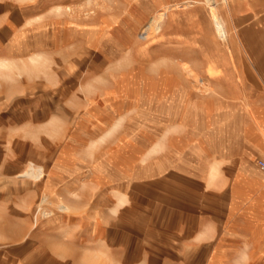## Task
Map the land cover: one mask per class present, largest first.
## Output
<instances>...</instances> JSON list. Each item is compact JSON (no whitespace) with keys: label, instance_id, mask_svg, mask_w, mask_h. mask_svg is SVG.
<instances>
[{"label":"rangeland","instance_id":"obj_1","mask_svg":"<svg viewBox=\"0 0 264 264\" xmlns=\"http://www.w3.org/2000/svg\"><path fill=\"white\" fill-rule=\"evenodd\" d=\"M52 1L60 4L55 15L70 7L65 16L87 20L92 46L38 54L45 58L38 70L29 59L32 68L3 70L10 77H0V264H261L264 250L195 244L196 218L216 211L198 205L205 192L187 184L186 206H175L179 200L160 180L132 183L147 144L117 135L91 147L123 117L111 127V119L86 118L127 109L125 100L108 96L140 82L152 64L146 54H161L163 44L185 56H248L257 71L264 66V0H192L172 8L146 38L164 8L191 0ZM215 10L227 39L215 28ZM172 36L179 40H165ZM31 170L36 178L26 176ZM115 178L124 180L126 194L118 209L107 197Z\"/></svg>","mask_w":264,"mask_h":264},{"label":"crops","instance_id":"obj_2","mask_svg":"<svg viewBox=\"0 0 264 264\" xmlns=\"http://www.w3.org/2000/svg\"><path fill=\"white\" fill-rule=\"evenodd\" d=\"M58 5L52 0H0V77H10L3 70L14 67L38 70L45 62L38 54L50 58L58 49L92 46L94 31L87 20L55 15ZM214 25L223 39L215 21ZM161 48V54H146L152 64L140 82L108 96L125 100L127 109L109 108L102 117L86 118L94 124L111 119V127L123 117L91 144L117 135L147 144L136 157L132 183L160 180L179 200L175 206H186L187 184L205 192L198 205L216 211L196 218L195 244L209 250H264V167L259 165L264 163V66L252 72L250 64L256 61L248 56H185L172 53L175 48L169 43ZM192 78L207 86H193ZM127 121L129 131L122 128ZM111 132L115 133L110 136ZM115 180L106 185L107 197L118 209L126 194L124 180Z\"/></svg>","mask_w":264,"mask_h":264},{"label":"bare ground","instance_id":"obj_3","mask_svg":"<svg viewBox=\"0 0 264 264\" xmlns=\"http://www.w3.org/2000/svg\"><path fill=\"white\" fill-rule=\"evenodd\" d=\"M212 0H208V2L210 3ZM193 3H195V1H188V2H185V3H183V4H181V5H175V6H172V7H166V8H164L162 11H161V13L158 15V18H154L155 20L154 21H152L151 23H150V25H148L147 26V28H146V30H145V38L147 37V35H148V32H151L152 30H153V28H156V30H159L160 29V27H161V23L163 22V20L165 19V17L167 16V14H168V12L170 11V10H172V8H178V7H184L185 5H191V4H193ZM186 7V6H185ZM215 9V8H214ZM218 10H215L214 11V14H215V16H216V23H217V26H218V28H219V31L221 32V35H222V37H223V39H225L226 37H227V33H226V30H225V28H224V24H223V21H222V19H221V17L219 16V14H218V12H217ZM69 12H72V9L70 8V7H66L65 9H61V8H59L58 10H57V14L59 15V16H62V15H67ZM160 12V11H159ZM143 34V35H144ZM144 37H142L143 39H144ZM227 39V38H226ZM185 70L187 71V72H189V73H192L191 72V70H189L190 68H187V65H185ZM115 132H111V133H109V135L111 136L112 134H114ZM105 140H107V138H103L102 140H101V142H105ZM95 145V143H93L92 145H91V147L92 146H94ZM26 176L27 177H30V178H36L37 177V175H36V173L34 172V171H27V173H26ZM40 176V175H39Z\"/></svg>","mask_w":264,"mask_h":264},{"label":"built area","instance_id":"obj_4","mask_svg":"<svg viewBox=\"0 0 264 264\" xmlns=\"http://www.w3.org/2000/svg\"><path fill=\"white\" fill-rule=\"evenodd\" d=\"M259 165H260L261 168L264 167V163L263 162H260Z\"/></svg>","mask_w":264,"mask_h":264}]
</instances>
